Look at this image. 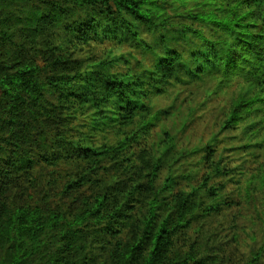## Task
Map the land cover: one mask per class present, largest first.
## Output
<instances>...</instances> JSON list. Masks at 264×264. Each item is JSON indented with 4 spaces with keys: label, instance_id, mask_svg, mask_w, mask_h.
<instances>
[{
    "label": "trees",
    "instance_id": "16d2710c",
    "mask_svg": "<svg viewBox=\"0 0 264 264\" xmlns=\"http://www.w3.org/2000/svg\"><path fill=\"white\" fill-rule=\"evenodd\" d=\"M0 264H264V0H0Z\"/></svg>",
    "mask_w": 264,
    "mask_h": 264
},
{
    "label": "rangeland",
    "instance_id": "374dc122",
    "mask_svg": "<svg viewBox=\"0 0 264 264\" xmlns=\"http://www.w3.org/2000/svg\"><path fill=\"white\" fill-rule=\"evenodd\" d=\"M211 79H213L212 83H215V81H219L218 77L211 76ZM205 85L207 83H210V77L206 79ZM196 83L192 81V79H185L177 80L170 85L166 87V91L160 95L159 97H151V104L154 105L156 109L161 108L165 109L164 116L158 123L157 127L154 129V132L156 130H159L160 128H166L172 130L174 133H178L181 124L186 118V110H185V103L184 100L189 97V95L197 88L204 85ZM204 84V83H203ZM199 85V86H198ZM203 127L202 125H197L192 133L195 135V142L197 143L198 140H200L199 137L202 133ZM191 131V130H190ZM188 181H184V184H187ZM230 188L234 189V186L230 184ZM213 226V227H212ZM208 229H214L215 231L220 232L218 241L219 242H226L230 240L232 234V231L230 229V216H221L217 219H215L211 224H208L206 226ZM216 227V228H215ZM230 243L228 242L227 245ZM231 248L234 247V244H230ZM230 248V249H231ZM233 249V248H232ZM234 255L237 253L236 249H233L232 252Z\"/></svg>",
    "mask_w": 264,
    "mask_h": 264
}]
</instances>
